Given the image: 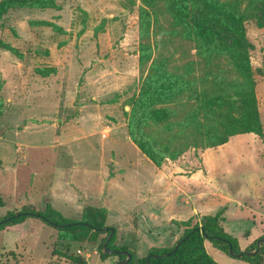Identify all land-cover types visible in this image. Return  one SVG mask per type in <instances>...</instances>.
<instances>
[{
	"label": "rangeland",
	"instance_id": "obj_1",
	"mask_svg": "<svg viewBox=\"0 0 264 264\" xmlns=\"http://www.w3.org/2000/svg\"><path fill=\"white\" fill-rule=\"evenodd\" d=\"M216 1L246 15L261 6L259 0ZM55 3L11 8L0 26V195L6 201L0 218L22 207L41 212L50 204L77 221L84 207H102L105 225L115 230L114 244L127 246L135 258L174 245L185 229L223 205L241 206L242 216L251 210L264 226V25L244 22L263 135L188 147L156 166L128 129L147 75L164 67L191 80L176 106L183 113L203 90L242 81L232 61L196 54L172 0ZM148 129L167 136L160 125L149 123ZM250 222L223 225L238 239ZM107 234L71 241L27 217L0 229V264H74L71 257L114 264L117 255L100 256ZM205 248L217 264H250L208 241Z\"/></svg>",
	"mask_w": 264,
	"mask_h": 264
},
{
	"label": "trees",
	"instance_id": "obj_2",
	"mask_svg": "<svg viewBox=\"0 0 264 264\" xmlns=\"http://www.w3.org/2000/svg\"><path fill=\"white\" fill-rule=\"evenodd\" d=\"M259 1V9L246 15L245 10L238 13L216 0H172L174 17L191 35L196 54L228 57L242 81L203 90L195 95L191 108L178 113L176 106L183 101L181 98L190 87L191 80L176 70L169 71L164 67L148 74L128 118V129L134 144L154 165L160 166L167 159L177 158L188 147L219 146L226 143L230 136L237 134L263 135L244 27V22L250 18L256 20L259 26L264 25V0ZM16 7L48 9L55 8L56 3L55 0H0V26L7 11ZM6 49L11 50L8 46ZM149 123L160 125L167 136L156 137L148 129ZM5 204V199L0 195V207ZM223 211V207L219 208L213 215L203 217L204 221L200 224L185 229L175 244L183 238L184 240L175 250V244L170 247H152L143 257L135 258L133 251L127 246L114 244V230L107 241V247L112 252L104 254L101 251L100 256L105 258L117 255L120 261L126 256L116 254L115 251L125 250L131 254V259L126 264H217L206 251V241L228 255L229 246L234 253L254 251L257 240L264 239V233L241 250L237 237L223 225L226 222L222 216ZM27 217H37L58 232L66 234L64 236L71 241H81L91 234L104 231L108 236L111 228L105 225L106 210L102 207L88 205L83 208L80 220L69 221L48 204L41 212L33 207H22L5 215L0 218V229L21 223ZM62 224L68 225L61 227ZM250 224L253 225V222ZM242 234L243 237L248 236L249 230H244ZM152 254L162 256L153 258ZM239 258L247 259L250 264H264V241L255 254H243ZM71 260L74 264H86L77 257H71Z\"/></svg>",
	"mask_w": 264,
	"mask_h": 264
},
{
	"label": "crops",
	"instance_id": "obj_3",
	"mask_svg": "<svg viewBox=\"0 0 264 264\" xmlns=\"http://www.w3.org/2000/svg\"><path fill=\"white\" fill-rule=\"evenodd\" d=\"M6 151L9 154L10 153V147H7ZM13 153L14 154L16 153L14 149H13ZM222 207L224 208L222 216L228 222H232L233 220H237L239 222L241 220H246V219H249V220L251 219L254 222L252 227L248 229L249 230L248 236L243 237V234H242V237H240V236L238 237V243H239L240 248H245L246 246L251 244L255 239H257L258 237H260L264 233V226H261V223L260 224L258 223L256 217H252L254 212H251V210L249 211L248 215L242 216V215L238 214L239 212L240 213L242 212L241 206H237L238 209H236V206H233V205H228V206L223 205ZM248 216H251V217H248ZM230 224L233 225L232 223H230ZM234 234H236V233L234 232Z\"/></svg>",
	"mask_w": 264,
	"mask_h": 264
},
{
	"label": "water",
	"instance_id": "obj_4",
	"mask_svg": "<svg viewBox=\"0 0 264 264\" xmlns=\"http://www.w3.org/2000/svg\"><path fill=\"white\" fill-rule=\"evenodd\" d=\"M67 225H68V224H62V225H60V226L62 227V226H67ZM113 233H114V228L111 227V228H110V233H109V235L107 236V238H106V240L104 241L103 246H102V252H103V253L109 254V253L112 252V249H110V248L107 247V241H108V239L112 236ZM182 240H184V238H183ZM182 240H181V241H178V242L174 245V249H173V250H175V249L179 246V244L182 242ZM263 241H264L263 238H259V239L257 240V243H256V244H257V248H256L254 251H242V252H240V253H234V252L232 251L231 246H229L228 253H229L230 255L236 257V258H239V257L243 256V254L253 255V254H255V253L259 250L260 244H261ZM115 253H116V254H122V255H125L126 257H125V259L120 260V261H118V262H116V263H114V264H126V263L131 259V254H130L128 251H125V250H122V251H120V250H116ZM151 256H152L153 258H159V257L162 256V255H161V254H152Z\"/></svg>",
	"mask_w": 264,
	"mask_h": 264
}]
</instances>
